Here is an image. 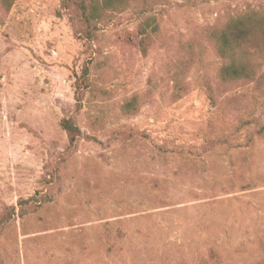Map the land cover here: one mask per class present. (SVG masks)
<instances>
[{"label":"rangeland","instance_id":"1","mask_svg":"<svg viewBox=\"0 0 264 264\" xmlns=\"http://www.w3.org/2000/svg\"><path fill=\"white\" fill-rule=\"evenodd\" d=\"M101 2L0 4V264H264V84L209 39L264 0Z\"/></svg>","mask_w":264,"mask_h":264},{"label":"trees","instance_id":"2","mask_svg":"<svg viewBox=\"0 0 264 264\" xmlns=\"http://www.w3.org/2000/svg\"><path fill=\"white\" fill-rule=\"evenodd\" d=\"M13 0H0V4L8 9ZM127 0H102L103 11H113L123 5ZM66 6L62 3L61 7ZM80 18L87 25L90 21L100 19L98 10L94 5L88 8L81 1L78 3ZM216 54L221 60L218 69L220 81L233 86L237 83L264 84V21L256 20L254 14H246L229 22L222 30L212 29L209 34ZM77 101V100H76ZM134 99L129 101L125 109L133 108ZM67 133L69 144L72 145L77 137L78 130L69 121L61 122ZM256 135L264 138V125L259 126ZM218 146H233L229 139L218 140ZM24 201L21 204H27Z\"/></svg>","mask_w":264,"mask_h":264}]
</instances>
